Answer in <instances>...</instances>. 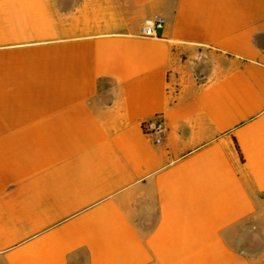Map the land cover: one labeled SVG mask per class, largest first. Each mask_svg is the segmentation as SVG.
Instances as JSON below:
<instances>
[{
	"label": "crops",
	"instance_id": "0c3cea01",
	"mask_svg": "<svg viewBox=\"0 0 264 264\" xmlns=\"http://www.w3.org/2000/svg\"><path fill=\"white\" fill-rule=\"evenodd\" d=\"M0 264H264V0H0Z\"/></svg>",
	"mask_w": 264,
	"mask_h": 264
},
{
	"label": "built area",
	"instance_id": "2783aa9c",
	"mask_svg": "<svg viewBox=\"0 0 264 264\" xmlns=\"http://www.w3.org/2000/svg\"><path fill=\"white\" fill-rule=\"evenodd\" d=\"M166 20L164 17L145 18L140 26L139 33L144 37H158V31L163 28ZM144 134L151 137L155 143H160L166 133V125L162 113L141 122Z\"/></svg>",
	"mask_w": 264,
	"mask_h": 264
}]
</instances>
